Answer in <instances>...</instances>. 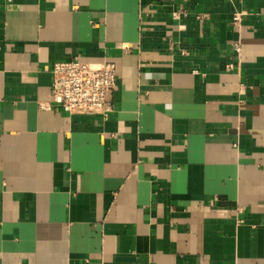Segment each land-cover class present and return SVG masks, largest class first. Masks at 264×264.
<instances>
[{"label": "crops", "instance_id": "obj_1", "mask_svg": "<svg viewBox=\"0 0 264 264\" xmlns=\"http://www.w3.org/2000/svg\"><path fill=\"white\" fill-rule=\"evenodd\" d=\"M72 58L107 118L52 104ZM0 264H264V0H0Z\"/></svg>", "mask_w": 264, "mask_h": 264}, {"label": "built area", "instance_id": "obj_2", "mask_svg": "<svg viewBox=\"0 0 264 264\" xmlns=\"http://www.w3.org/2000/svg\"><path fill=\"white\" fill-rule=\"evenodd\" d=\"M242 15L243 12L235 11L233 21L239 23ZM235 51L240 55L239 44L235 46ZM53 76L52 104L65 112L107 118L113 110L119 78L114 62L73 58L56 60ZM224 204L232 205L229 201Z\"/></svg>", "mask_w": 264, "mask_h": 264}]
</instances>
